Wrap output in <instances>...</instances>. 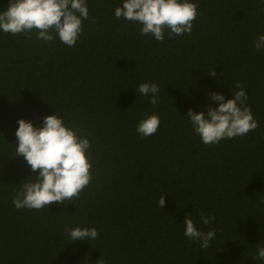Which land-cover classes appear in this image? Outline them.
Wrapping results in <instances>:
<instances>
[{
	"label": "trees",
	"instance_id": "16d2710c",
	"mask_svg": "<svg viewBox=\"0 0 264 264\" xmlns=\"http://www.w3.org/2000/svg\"><path fill=\"white\" fill-rule=\"evenodd\" d=\"M193 2L191 33L163 41L117 19L122 0H87L75 47L0 31V264H264L253 259L264 242V50L253 47L264 0ZM237 82L258 127L204 144L188 110L218 106L211 94L230 99ZM141 83L160 86L157 106ZM57 112L90 140L93 179L74 204L16 209L14 193L38 174L15 156L17 121L42 127ZM145 113L160 125L141 137ZM201 212L215 220L203 225ZM188 213L216 230L208 249L184 236ZM65 226L98 236L71 242Z\"/></svg>",
	"mask_w": 264,
	"mask_h": 264
},
{
	"label": "clouds",
	"instance_id": "9594fccd",
	"mask_svg": "<svg viewBox=\"0 0 264 264\" xmlns=\"http://www.w3.org/2000/svg\"><path fill=\"white\" fill-rule=\"evenodd\" d=\"M198 5L193 0H122L115 8L117 19L139 24L142 36L151 35L157 41L165 39L167 30L170 38L191 33L196 19ZM91 19L87 0H9L5 10L0 11V31L13 36L23 34L31 38L35 33L37 40L60 42L75 47L83 31V21ZM257 50H264V35L253 42ZM216 76L215 70L207 73ZM232 98L225 99L220 93H212L211 99L219 102L207 111L195 112L189 109L187 120L196 134L206 144H219L223 139L245 136L258 127L248 105V95L239 82ZM137 94L150 97L149 103L158 105L160 86L156 83H141L135 88ZM15 136V156H23L32 172L22 183L12 199L16 209L41 210L56 204H74L93 179L92 162L89 155L90 140L79 128L64 123L59 112L45 116L42 127H35L31 121L18 119ZM160 119L153 113H145L137 125L141 137L154 135L159 128ZM264 203V201H262ZM165 206L164 194L159 197L158 207ZM203 225H209L215 216L200 213ZM184 236L200 243L208 249L216 235L212 229L204 232L198 229L191 213L183 221ZM71 242L95 240L96 228L65 226ZM254 260L264 261V242L258 244Z\"/></svg>",
	"mask_w": 264,
	"mask_h": 264
}]
</instances>
